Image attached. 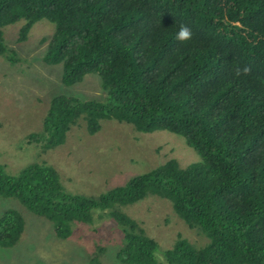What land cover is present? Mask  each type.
<instances>
[{"label":"trees","instance_id":"obj_1","mask_svg":"<svg viewBox=\"0 0 264 264\" xmlns=\"http://www.w3.org/2000/svg\"><path fill=\"white\" fill-rule=\"evenodd\" d=\"M42 19L55 26L44 63L62 65L66 86L97 74L114 103L56 96L28 145L56 148L80 118L93 135L100 120L114 117L139 132L180 136L201 162L181 168L169 160L98 198L66 194L46 165L18 176L0 166V196L48 219L63 239L93 209L157 195L212 238L203 248L179 239L166 253L169 264H264V0H0V56L18 62L3 27L24 20L23 42ZM181 25L193 34L183 44L174 38ZM111 216L125 232L118 260L158 264L156 242L124 213ZM24 228L19 212L4 211L0 245H16Z\"/></svg>","mask_w":264,"mask_h":264},{"label":"rangeland","instance_id":"obj_2","mask_svg":"<svg viewBox=\"0 0 264 264\" xmlns=\"http://www.w3.org/2000/svg\"><path fill=\"white\" fill-rule=\"evenodd\" d=\"M25 21L3 27L4 43L18 62L0 56V166L10 176H18L33 164L53 168L63 191L71 196L98 198L124 187L136 176L147 174L176 160L181 168L201 162L200 156L183 138L156 131L143 133L132 124L112 117L100 120V130L91 135L82 117L56 148L28 145L31 134H41L52 99L59 95L106 106L114 102L101 88L97 74L86 75L71 86L62 83V65H46L44 57L55 26L42 19L19 42ZM13 209L25 221L16 245H0V264H122L117 256L125 244L124 227L112 216L119 211L135 221L153 239L158 264H169L166 253L179 239L195 248L211 244V236L199 226L190 228L174 211L170 200L148 194L144 199L109 210L93 209L91 220L71 222V233L60 238L53 223L38 216L15 198L0 196V216Z\"/></svg>","mask_w":264,"mask_h":264},{"label":"clouds","instance_id":"obj_3","mask_svg":"<svg viewBox=\"0 0 264 264\" xmlns=\"http://www.w3.org/2000/svg\"><path fill=\"white\" fill-rule=\"evenodd\" d=\"M192 31L191 29L186 25H181L175 33V40L181 44L188 42L192 38ZM243 71L245 73L248 72L247 68H244Z\"/></svg>","mask_w":264,"mask_h":264}]
</instances>
